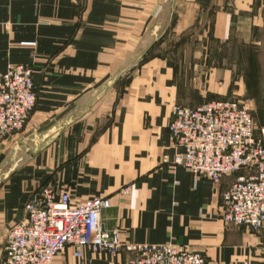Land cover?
Returning a JSON list of instances; mask_svg holds the SVG:
<instances>
[{
    "label": "crops",
    "instance_id": "0c3cea01",
    "mask_svg": "<svg viewBox=\"0 0 264 264\" xmlns=\"http://www.w3.org/2000/svg\"><path fill=\"white\" fill-rule=\"evenodd\" d=\"M17 65L35 69L37 103L25 129L0 144L3 174L19 142L84 115L49 146L21 153L20 168L0 182V264L8 230L44 186L77 202L109 198L102 224L128 242L187 246L207 264H264V230L221 220L236 176L214 184L164 162L178 153L175 105L245 101L264 130V0H0V75ZM128 258L89 248L77 258L70 247L54 264Z\"/></svg>",
    "mask_w": 264,
    "mask_h": 264
},
{
    "label": "built area",
    "instance_id": "2783aa9c",
    "mask_svg": "<svg viewBox=\"0 0 264 264\" xmlns=\"http://www.w3.org/2000/svg\"><path fill=\"white\" fill-rule=\"evenodd\" d=\"M35 69L11 66L0 75V144L22 132L37 103ZM169 130L178 153L165 163L220 184L236 176L223 194L221 220L227 226L264 230V130L257 131L251 107L236 99L213 100L191 108L175 105ZM109 198L77 202L51 187L34 191L26 217L10 228L4 244V264H54L68 248L75 257L83 250L126 254L127 264H207L203 254L187 246L138 244L123 239L119 229L104 228L102 212Z\"/></svg>",
    "mask_w": 264,
    "mask_h": 264
},
{
    "label": "water",
    "instance_id": "95a60500",
    "mask_svg": "<svg viewBox=\"0 0 264 264\" xmlns=\"http://www.w3.org/2000/svg\"><path fill=\"white\" fill-rule=\"evenodd\" d=\"M159 28L160 26L156 25L153 28L152 33L156 35ZM75 115L76 114H71L70 116L65 118L57 127L53 128L47 135L43 136V138L40 139L38 136H34L33 140H30L31 143L34 144V147L30 145V141L28 140H23L19 142L13 148V153L11 157V162L13 165L9 170V172L3 174L2 171L0 170V182L3 180H7L20 168V163L23 161V158L19 157L21 153H24L25 156L30 157L39 151L38 148L39 145L49 146L54 140H56L59 137L64 127H67L72 123L76 122L81 116L84 115V112L80 114V117L75 118Z\"/></svg>",
    "mask_w": 264,
    "mask_h": 264
},
{
    "label": "rangeland",
    "instance_id": "374dc122",
    "mask_svg": "<svg viewBox=\"0 0 264 264\" xmlns=\"http://www.w3.org/2000/svg\"><path fill=\"white\" fill-rule=\"evenodd\" d=\"M240 59H239V65H240V68L239 69H237V71L239 72V73H243V72H245V74L246 73H248V69L247 68H245V66H246V64H247V55L245 54H243V56L240 54ZM262 76L260 75V78H261ZM261 81V80H260ZM262 88H263V84H261L260 86H258V88L256 89V87L255 86H248V89H249V91H251L250 93H251V95L253 94V91H254V89H256V91H255V94H256V96H258V90L260 89V91L262 90ZM259 93H261V92H259ZM252 97H254V96H246V97H243L242 99H249V100H251V102H254V100H253V98Z\"/></svg>",
    "mask_w": 264,
    "mask_h": 264
}]
</instances>
